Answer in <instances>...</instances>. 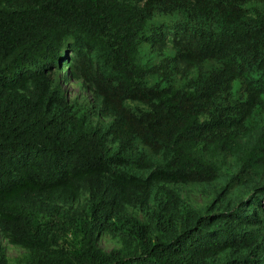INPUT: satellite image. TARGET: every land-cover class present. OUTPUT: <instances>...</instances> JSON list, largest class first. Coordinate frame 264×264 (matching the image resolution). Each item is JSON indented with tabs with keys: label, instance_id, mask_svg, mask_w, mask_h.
<instances>
[{
	"label": "trees",
	"instance_id": "16d2710c",
	"mask_svg": "<svg viewBox=\"0 0 264 264\" xmlns=\"http://www.w3.org/2000/svg\"><path fill=\"white\" fill-rule=\"evenodd\" d=\"M8 246L264 264V0H0V264Z\"/></svg>",
	"mask_w": 264,
	"mask_h": 264
},
{
	"label": "rangeland",
	"instance_id": "374dc122",
	"mask_svg": "<svg viewBox=\"0 0 264 264\" xmlns=\"http://www.w3.org/2000/svg\"><path fill=\"white\" fill-rule=\"evenodd\" d=\"M66 89L68 90L69 96L72 99L81 98L87 99L91 98V94L88 93L83 88L82 81H71L66 84ZM109 120V119H108ZM179 189L181 190L182 196L187 200L192 206L196 208H204L211 203L214 198L213 192L207 193L204 192L201 188L191 185H180ZM130 212L135 215L142 216L139 211L136 209L130 208ZM6 245V244H5ZM99 246L106 250L111 251L115 248H123L125 246L123 240L120 238H114L109 235H103L99 238ZM26 250L20 247L8 246L7 253L10 259L9 264H19V259L26 254Z\"/></svg>",
	"mask_w": 264,
	"mask_h": 264
}]
</instances>
